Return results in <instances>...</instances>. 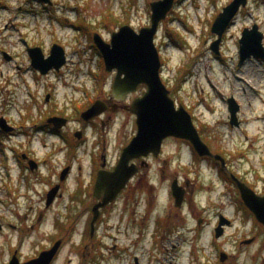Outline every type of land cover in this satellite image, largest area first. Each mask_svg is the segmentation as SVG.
I'll return each mask as SVG.
<instances>
[{"label": "rangeland", "instance_id": "1", "mask_svg": "<svg viewBox=\"0 0 264 264\" xmlns=\"http://www.w3.org/2000/svg\"><path fill=\"white\" fill-rule=\"evenodd\" d=\"M156 1L159 0H50L43 7L32 0H0V7L11 8V11L0 10V30L8 24L13 35L11 38L8 36L10 33L0 31V47L10 57L3 59L0 56V115L7 114L13 107L18 108L17 105L34 108L33 104H44V94L48 90L53 93V103L62 108L75 95L83 99L85 92L101 88L104 83H108L106 88L109 89L110 83L117 77V72H107L102 58L96 56L95 49L91 47L95 43L94 36L98 35L105 43H109L112 33L124 25L132 26L137 32L150 26V4ZM233 1L176 0L174 10L159 26L155 44L162 61L161 77L170 91V97L191 114L202 134L199 133L202 141L214 151L219 150L225 155L231 171L242 176L247 175L261 184L264 176V62L247 60L241 67H238V63L243 31L257 24L264 34V0H249L248 6L242 8L223 36L221 55L218 57L211 50L213 42L217 40V36L212 33V26L223 7ZM22 37H27L26 43L33 47L27 49L22 46ZM10 45L16 47V54H10V47H5ZM55 46L62 49L65 47L66 51H63L67 63L59 71L52 69L45 75L39 71V74L34 73L30 52L39 48L47 58ZM13 55L18 56L15 63L11 57ZM146 90V86H140L130 96V101L143 96ZM231 99L240 108L237 114L239 124L234 127L231 125L228 104ZM37 113L35 108L33 116ZM15 118L18 121L16 115ZM136 119L131 113L119 116L115 127L119 141L128 143L136 135ZM164 148L159 158L146 161L148 166L143 168L142 197L145 193L151 196L156 201L160 214L167 219L169 208L175 207V200L171 195L173 180L179 178L183 183L186 179H196L199 181L195 191L198 217L205 220L199 233L202 238L198 240V245L206 257L205 263H216L219 255L216 245L220 246L222 252L232 256L224 264H253L252 255H264V229L258 228L250 233V225L238 221L221 237H215L218 215L223 210L218 202L223 184H218L215 171L192 161L191 151L183 143L168 141ZM0 176L3 177L2 171ZM1 177L0 217L17 225L27 221L30 234H35L39 229H31L34 218L39 211L45 210V202L42 201L44 187L39 185L35 188L32 181L22 190L16 185L17 171L14 173L15 182H8L12 186V193L6 194ZM211 194L215 202L206 204L205 199ZM226 200L224 198L225 207ZM188 210L189 207L183 214L174 210L175 217L168 224L159 218L162 221L159 225L162 232H172L178 224L186 226L181 232L187 235L189 228L196 224L192 223V218H188L186 224L181 218L187 216ZM118 217L107 213L105 224L95 241L97 249L115 243L105 235L107 224H118ZM253 236L256 239L252 244L244 245L248 248L240 247V241L244 242ZM190 238L191 243L194 237ZM123 239L126 240L125 237ZM172 240L177 244V237L173 236ZM1 241L3 240L0 243ZM120 242L122 244L123 241L120 239ZM196 242L197 240L193 245ZM40 243L42 239L37 235L35 242L25 246L26 253L31 249L35 253ZM4 244L6 246L5 241ZM149 248L148 243L143 245L141 256L144 264L148 260L150 262ZM188 251L189 245H186L184 255L180 258L181 264H193ZM115 254L118 252L102 254L105 256L104 260H97L95 264H135L134 253L119 257ZM155 257L162 260L164 255L158 254ZM62 258L66 262L71 259V264L81 263L79 256L67 255V251ZM160 263L154 260V264Z\"/></svg>", "mask_w": 264, "mask_h": 264}, {"label": "flooded vegetation", "instance_id": "2", "mask_svg": "<svg viewBox=\"0 0 264 264\" xmlns=\"http://www.w3.org/2000/svg\"><path fill=\"white\" fill-rule=\"evenodd\" d=\"M225 8L223 7L222 12ZM0 10L11 11V8L10 6H1ZM2 27L0 31L10 33L8 36L12 38L10 26L5 24ZM134 30L137 32L136 29ZM114 33H112L111 39ZM26 42L27 37L20 38V44L29 49L30 46ZM5 47H10V54H16L14 45ZM91 47L94 49L93 44ZM63 48L65 49V47ZM6 53L7 51L0 47V56L3 59L10 58L6 56ZM11 57L14 63L17 62L18 56ZM249 61L254 62L253 59ZM32 71L39 74L37 71ZM114 81L110 83L109 89L106 88L108 83H104L101 88L85 92L83 99L75 95V99H70L62 108L53 103V93L48 90L44 94V104H33L34 108L17 105L18 108L13 107L7 114L0 115V170L3 172V177H0L4 191L6 194L12 193L10 190L12 186L8 182H15L14 173L17 171L16 185L22 190L26 184H30L32 181L35 188L42 185L45 189L42 199L45 202V210L39 211L31 228L34 231L39 229L35 234H30V227L26 226L27 221L17 225L0 217V240H3L0 243V264H29L56 247H58V251L52 264H71V259L66 262L62 258L65 251H67V255L79 256L80 264H95L97 260L101 262L104 260L105 254H114V252H118L115 254L118 257L134 253L133 262L144 264L141 254H143V245L146 243L150 245L148 253L150 262L148 260L146 264H154V260L156 263L161 262L160 264H181L180 258L184 255L186 245H189L188 256H191L193 264H224L227 259H232L230 254L222 252L220 246L216 245L217 254L219 253L216 263H205L206 257L198 245V240L200 241L202 238L199 233L203 229L205 221L203 217H198L196 206L195 191L198 188V180L186 179L183 183L179 178L173 180V182L178 180L185 193V199L180 208L176 207V203L175 207L169 208L167 219L160 214L157 209L158 205L151 196L145 195V193L142 197L143 168L148 166L146 161L159 158L168 141L183 143L191 151L192 161L199 162L215 171L218 184H223L220 191L221 198L218 200L223 210L218 215L216 229L223 222L222 231L224 234L238 221L249 224L250 233H254L253 230L256 231L258 228L264 229V225L246 204L244 196L250 194L259 203L264 200V176L262 183L258 184L247 175L242 176L231 171L228 159L219 150L214 151L211 146L207 145L212 154L201 156L196 153L190 142L173 137L164 140L161 154L158 157L151 154L147 158H136L129 163L130 166L138 167V173L129 179L111 203L99 208L96 219L94 211L103 203V196L100 199L96 196L99 178L102 174L116 170L125 148L135 137L133 136L128 143H122L115 133L119 116L129 113L126 107L131 105L135 99L130 101L132 94L125 101L115 99L113 95ZM96 103L100 104L103 112L88 119L86 114ZM176 104L178 107L182 106L177 102ZM35 108L38 113L33 116ZM15 115L18 121L15 120ZM199 133L201 134V132ZM162 180H164V176ZM240 184L243 190L240 188ZM168 194L170 195V193ZM224 198L227 199L226 207ZM205 202L206 204L214 203L213 195H207ZM187 207H189L187 216L181 218L185 224L188 223V218H192V223H196L189 228L187 235L181 232L186 226L182 227L178 224L172 229V232L167 230L162 232V228L159 226L162 223L161 219L167 221L168 224L175 217L174 210L183 214ZM107 213L117 215V217L119 213V223L116 225L107 224L106 227L105 237L115 243L110 246L101 244L102 248L97 249L95 241L105 224ZM37 235L42 239V243L37 246L35 253L32 249L26 253L27 247L25 248V246L35 242ZM173 236L178 238L177 244L173 242ZM191 236L194 237V240L190 243ZM224 237L226 236L224 235ZM120 239L123 241L122 244ZM254 239H256L255 236L247 238L244 242L240 241V247L248 248L244 245L249 246ZM196 240V244L193 245ZM139 244L140 246H138ZM158 254H163L164 258L159 260L158 257H155ZM6 255L7 258H5ZM150 256L152 257L150 258ZM252 262L253 264H264V255H252Z\"/></svg>", "mask_w": 264, "mask_h": 264}, {"label": "water", "instance_id": "3", "mask_svg": "<svg viewBox=\"0 0 264 264\" xmlns=\"http://www.w3.org/2000/svg\"><path fill=\"white\" fill-rule=\"evenodd\" d=\"M49 4L50 0H38ZM249 0H234L218 16L212 27V33L217 35L211 49L216 55H220L222 39L233 20L242 7L248 5ZM176 0H160L151 4V26L136 32L126 25L112 36L110 44L96 35L94 42L100 51L107 72L117 71L113 95L115 99L125 101L126 98L137 91L140 85H146L147 91L143 97L135 99L126 110L137 117L138 132L128 147L125 148L120 164L114 172L102 174L96 188L97 198L103 196V203L96 207L94 213L97 219L98 210L111 203L119 192L125 187L130 178L138 173V167L130 166L133 159L147 158L153 154L158 157L162 151V144L168 138H177L189 141L194 149L201 155H211L209 147L202 141L196 129L192 116L180 106L177 108L175 101L170 97V91L161 78L162 61L155 44V38L160 24L167 19L173 10ZM264 35L257 26L252 30L245 29L240 40V63L239 66L254 58L264 60ZM32 66L42 74L50 70L59 71L65 65V55L61 47L55 46L51 55L46 59L42 50L36 48L30 52ZM240 108L234 99L229 100L231 125L238 126L237 114ZM103 112L100 104L87 112V118ZM219 158V157H217ZM220 159V158H219ZM240 188L243 190L242 185ZM173 197L176 207L180 208L185 199L183 188L178 180L172 184ZM246 204L256 214L258 220L264 225V200L257 202L250 194L244 195ZM221 222L216 230V237L223 235ZM58 247L46 252L41 257L29 264H52ZM17 264V263H13Z\"/></svg>", "mask_w": 264, "mask_h": 264}, {"label": "bare ground", "instance_id": "4", "mask_svg": "<svg viewBox=\"0 0 264 264\" xmlns=\"http://www.w3.org/2000/svg\"><path fill=\"white\" fill-rule=\"evenodd\" d=\"M254 123H257V122H254Z\"/></svg>", "mask_w": 264, "mask_h": 264}]
</instances>
